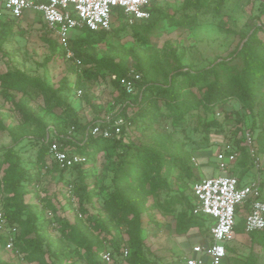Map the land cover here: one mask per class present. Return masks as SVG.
Masks as SVG:
<instances>
[{
    "label": "rangeland",
    "instance_id": "1",
    "mask_svg": "<svg viewBox=\"0 0 264 264\" xmlns=\"http://www.w3.org/2000/svg\"><path fill=\"white\" fill-rule=\"evenodd\" d=\"M196 3L201 6L198 10L195 9ZM256 22L264 26V0H171L150 21L127 23L124 18H118L114 30L102 42L95 44V48L99 58L116 57V61L121 59L127 69H136L137 59H142L145 79L157 87H164L180 66L195 71L209 66L216 58L227 57L240 43L247 27H253ZM14 29L15 33L11 34L9 28L0 25V121L6 127L0 129V149L11 147L20 156L28 176L23 184L22 198L32 208V216L36 218L40 233H48L44 236H49V239L56 238L52 251L58 255L70 250L79 253L74 260L66 261V264H85L87 252L69 242L56 247L59 232L53 229L56 227L53 222L58 225L62 218L74 221L78 217L89 224L84 211L93 218L97 216L109 192L114 189L113 170L117 163L121 161L123 165H130L123 149L119 148L86 155L89 162H84L82 173L78 170L65 175L61 173L49 149H44L43 141L60 143L57 136L65 133L76 140L83 139L86 132L82 128L71 130L75 115L83 123H89L95 115L100 119L108 115L122 116L127 112V115L134 116L137 124H131L127 129L136 145L129 148V144H126L128 152H139L146 148L158 150L167 156L180 155L184 158L189 155L187 159L190 161L186 165L192 166L195 179H198L197 174L201 177L222 174L217 164L216 151L208 162H202V158L199 161L197 157H194L196 161L193 160V154L206 145L201 127L204 108L184 113L188 122L186 127L180 126L174 116L168 115L171 112L162 100H159L160 112L156 120L149 117L152 115L149 113L151 106L139 109V106L131 105L133 103L130 102V107L124 109L117 103L119 91L108 78V68L98 69L91 64H84L82 71L90 68L102 75L97 78L88 77L82 83L83 88L78 86V83L81 84L80 78L73 86V79L76 78L75 71L71 69L73 61L66 56H55L54 47L45 41L46 26L38 12L28 11L26 16L14 23ZM257 34L264 41V31L257 30ZM70 35L73 41L82 34L74 29ZM254 53L256 55L257 52ZM6 77L26 79L36 87L33 85L27 90H19L7 84ZM43 84L53 91L45 94L40 88ZM185 88H190L187 77L179 76L175 89L184 91ZM79 90H82L81 94ZM53 92L66 101L70 108L57 104ZM191 99L194 100L192 96ZM258 99L253 110L242 105L236 98L217 104L215 110L220 117L227 109L242 113L245 119L243 131L256 134L260 128L254 129L252 123L258 120V111L264 106V83ZM152 109L154 113L157 112L155 108ZM226 131L225 134L211 135V142L219 145L218 151L231 145L233 128H227ZM5 160L4 155L0 156L2 205H6L7 198L13 199L16 196L7 193L10 185L6 186L5 181L9 182L13 173ZM167 170V183L156 188L157 192L149 193L137 208L142 222L146 255L157 264H179L187 255L192 240L185 243L189 236L175 231L174 215L186 210L188 204L182 202L172 212L165 211L163 206L167 205L166 200L171 195L189 194L192 180L184 179L187 175L180 161L170 160L169 167L165 165L163 168V171ZM261 173L264 177V167ZM66 179H70L71 183H67ZM144 188L150 191L151 184L146 183ZM88 191L95 194L91 200L84 197L83 205L80 197ZM15 199L17 201L14 198L10 205L16 204ZM29 211L25 210V221L30 219ZM239 217L237 223L240 226L245 211L241 210ZM6 230L7 235L14 238L15 244L12 250L0 247L1 260L11 264H36L26 259L24 252L16 247L15 239L22 231L19 223L9 224L7 221ZM192 232L194 234L191 235H198L199 232L206 235L203 229H193ZM125 236L128 240L129 236ZM34 237V233L28 236L31 239ZM41 250L50 259L47 244ZM252 253V246L247 242L235 244L229 253V264H243Z\"/></svg>",
    "mask_w": 264,
    "mask_h": 264
},
{
    "label": "trees",
    "instance_id": "2",
    "mask_svg": "<svg viewBox=\"0 0 264 264\" xmlns=\"http://www.w3.org/2000/svg\"><path fill=\"white\" fill-rule=\"evenodd\" d=\"M170 1L165 3L155 2L151 8L150 18L146 20H137L135 22L141 23L154 19V17L160 13L161 8L167 3H170ZM200 7L199 3H196L195 9L198 10ZM119 14L120 16L114 19L112 29L109 31L97 32L84 27L78 29L80 34H82L80 37L73 41H71L72 37L70 38L71 48L75 55L82 61L83 67L84 64H91L98 69L108 68L110 70L108 78L113 83L115 89L119 91L118 96H116L117 103L124 109L130 107V102L133 103L131 105L139 106V109L146 105L151 106L149 113H152V115H149L147 112L151 120H156L158 117L157 115L160 112L159 100L166 103L165 105L168 106V110L171 112L168 115L174 116L175 121L183 127H186L188 124L184 113H193L200 108H204L201 127L206 145L205 148L194 153L193 158L201 157L209 161L211 156L214 155V151L219 147L216 146L217 144L211 142V135L213 133L225 134L227 128H233L231 145L238 151L239 156L233 168L230 171L222 172V174H234L239 181L242 182L251 171V168H253L248 149L241 137L244 132V116L236 110L227 109L220 117L217 116L215 107L217 104L224 103L231 98H236L242 105L252 110L257 105L259 100L258 96H260V88L264 83V41L257 34V30L262 29L264 31V26L258 22H256L253 27L248 26V29L245 30L236 48L227 57L216 58V60L207 67L195 71L183 69L184 67L181 66L178 67L171 77L169 84L164 87H157L156 84H150L145 79L143 75V62L142 59L138 58L135 70L141 75V80L137 83L136 93L129 94L121 87L119 80L112 79L111 76L116 74L119 78L123 77L127 75L130 69L123 66L121 59L116 61V57L105 56L99 58L95 48V44L102 42L107 34L114 30V23H116L118 18L119 20L123 18V12L121 10H119ZM15 22L16 20L14 19L5 18L1 21L0 25L9 28L11 34H14ZM46 32L47 37H45V41L54 47L55 56H65V51L59 45L58 41L53 38L52 31L48 29L47 26ZM136 33H138L137 29ZM254 52H257L256 55ZM71 65H73L71 69L75 71L76 76V78L73 79V86L80 80L79 82H81V84L79 85L78 83V86L81 87L82 83L86 82L88 77L97 78L102 75L98 71L90 68L83 69V71L81 69L79 72L74 63ZM179 76L187 77V83L190 88H185L184 91L175 89V82ZM6 83L19 90H27L32 88L33 85L36 87L35 84H31L28 80H23L21 78L6 77ZM68 84L70 85L69 82ZM40 88L45 94L53 91L51 87L44 84ZM53 96L57 104L65 105L70 108V105L62 100L56 92H53ZM191 96L194 100L191 99ZM152 108H155L157 112L154 113V109ZM139 113L142 112L139 111ZM127 114V112H124L121 115L125 120L131 122L133 126L137 125L134 116L132 117V115L129 116ZM258 117V120L253 121L252 127L254 129L260 128V131L254 134L261 145L264 141V106L258 111ZM98 120V116L95 115L89 123H83L82 119H79V117L75 115L73 118L74 122L70 126H74L75 130H80L82 128L86 132L83 139L76 140L67 135V133L61 134L62 136L58 135L57 137L68 150L85 155L122 148L125 154L124 156L130 161V165H123L121 161L117 163L113 170L114 189L109 192L96 217L93 218L92 215H89L88 212H86V210L84 211V208H82L84 214L87 215L89 224H86L78 217L74 221L62 218L59 220L58 225H55L53 222V225L56 227L52 228L59 232L56 247L61 244L65 245L66 242H69L77 248L84 249L87 252L85 264H105L101 260L100 253L107 248L112 249L113 253L120 259L121 264H157L146 255L142 236V222L137 205H140V201L145 199L149 193L157 192L155 191L156 188H159L163 183H167L168 170L163 171V168L165 165L167 168L169 167L170 160L181 162L182 168L187 175L184 179L188 178V180H192V185H190L191 191L189 194H182V196L171 195L168 197L166 200L167 205L163 206L164 210L172 212L175 210L174 208L176 205L186 202L188 204L187 209L174 215V220L176 222L175 231L180 235L188 236L193 229H203L206 235L203 236L202 233L199 232L196 238L204 239V241L209 239L211 237L210 229L213 221L208 215L194 213L197 199L194 195L192 186L201 178V175L197 174L198 179H195L192 166L186 165L190 161L187 159L189 155H186L184 158L180 155L167 156L158 150H147L146 148L140 149L139 152H128L126 144H129V148L136 146L132 142V135H130L128 131H126L123 136L113 135L111 138L92 136L90 133L87 135L89 128L95 125ZM0 129H6L5 124L1 121ZM161 136L165 137L164 134H161ZM50 142L51 141L47 140L43 141L44 149L47 151ZM3 155L6 157L5 162L9 164L10 171L13 173L12 179H10L9 182L5 181L6 186L10 185L7 189V193L16 195L14 198H17V201L15 199L16 204L13 205L14 207L10 205V201L14 198L6 199L7 203L3 205L5 218L9 224L15 222L19 223L22 229L17 240L15 239L16 247L24 252L26 259L30 262H36V264H66V261L74 260L79 253L70 250L58 255L55 251H52L53 241H55L56 238L52 237V239H49V236H44L49 235L48 233H40L39 227L36 225V218L32 216V208L26 205L22 198L23 184L28 176L22 165L20 156H18L11 147L1 148L0 156ZM86 162H89L88 157ZM85 163L63 169L55 162L64 175L69 172H74L75 170L82 173ZM66 182L71 183L70 179H66ZM146 183L151 184L150 191L144 188ZM183 184L187 186L186 183ZM94 194L95 193L88 191L84 195H81V204H83L84 197H88V199L91 200ZM0 199H2L1 196ZM249 208V202L237 206V216L239 217V212L243 210L245 211V217L244 221H241L240 226L236 223L234 229L235 233L246 232L245 220L246 212ZM25 210H30V219L28 221L24 220ZM120 226L122 229H120ZM33 233L35 237L33 239L28 238V236ZM125 235L129 236L128 240H126ZM250 236L253 241L255 240L256 243L264 247V230L251 232ZM9 239L10 236L7 235L6 232L0 233V247L6 248ZM13 243L15 244L14 238ZM44 244L48 246L50 259H48L45 256L46 254L41 250ZM124 248L129 249V255L125 260L121 259ZM226 259H228V256ZM182 260L183 258L180 260L179 264H182ZM257 260L258 258L252 253L244 263L255 264ZM0 264L11 263L3 262L0 257Z\"/></svg>",
    "mask_w": 264,
    "mask_h": 264
},
{
    "label": "built area",
    "instance_id": "3",
    "mask_svg": "<svg viewBox=\"0 0 264 264\" xmlns=\"http://www.w3.org/2000/svg\"><path fill=\"white\" fill-rule=\"evenodd\" d=\"M170 0H0V23L5 18L16 21L23 18L24 13L31 9L39 12L52 36L65 51V56L73 61L80 72L83 63L75 55L70 45V31L88 28L93 31H109L113 21L119 17V10L127 23L146 20L151 16L152 5L165 3ZM112 79L119 80V84L129 94L136 93L137 83L141 75L131 68L127 75ZM82 90H79V94ZM131 122L120 115L104 116L87 131L92 136L111 138L113 135L123 136ZM125 127V130H124ZM74 126L71 130L74 131ZM246 145L255 176L243 183L234 174L218 175L200 178L192 186L197 205L195 214L208 215L213 220L211 237L202 243L192 245L191 250L183 258L182 264H225L228 256L227 244L235 238L237 223L236 208L249 202L250 208L246 212L245 229L247 233L264 230V198L261 170L264 167V141L260 145L256 135L251 131H244L241 135ZM49 152L52 159L60 168H71L87 161V156L68 150L61 142L51 141ZM238 151L228 144L216 154L217 164L221 171H230L238 159ZM196 161L195 158H193ZM6 218L3 205L0 202V233L6 230ZM14 248L13 237L10 236L6 249ZM121 259L129 255V249L124 248ZM105 264H121L120 259L111 248L100 253Z\"/></svg>",
    "mask_w": 264,
    "mask_h": 264
},
{
    "label": "crops",
    "instance_id": "4",
    "mask_svg": "<svg viewBox=\"0 0 264 264\" xmlns=\"http://www.w3.org/2000/svg\"><path fill=\"white\" fill-rule=\"evenodd\" d=\"M31 9L27 10L24 13V16L27 15L28 11H30ZM34 11V10H33ZM39 13V12H38ZM39 15L41 16V14L39 13ZM23 16V17H24ZM42 18V16H41ZM71 36V35H70ZM217 144V143H216ZM216 146H219L218 144ZM219 149V147H218ZM218 149L216 150V152H218ZM221 149V148H220ZM215 152V153H216ZM214 153V155H215ZM201 157L198 158V160L200 161ZM201 160H203L202 162H208V160L206 158H202ZM207 173V172H206ZM256 174L255 169L251 168V171L249 172V174L243 179V183L249 181L250 179H252ZM203 178V177H201ZM261 178H262V187H263V198H264V177L261 173ZM198 230V229H197ZM194 234L192 232V230L190 231V233L188 234V238L185 239V243H187L188 240H192V242L190 243V248L188 250V252L191 250L192 245L197 244V243H202L204 242V239H200V238H196L198 235H191ZM200 239V240H199ZM235 241V243H231L229 242L227 244V250H228V257H229V253L231 251V249L235 246V244H238L240 242H247V244L252 246V250H253V254L256 258H258L257 262H255V264H264V247H262L260 244L256 243L255 240L253 241L252 237L250 236V233H246V232H241V233H235V238L233 239ZM225 264H229V258L226 259ZM245 264V263H243Z\"/></svg>",
    "mask_w": 264,
    "mask_h": 264
}]
</instances>
